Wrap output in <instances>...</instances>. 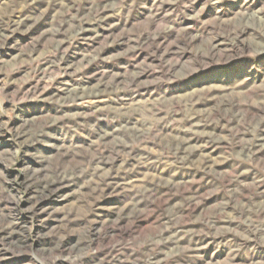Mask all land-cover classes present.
I'll use <instances>...</instances> for the list:
<instances>
[{
    "label": "rangeland",
    "instance_id": "1",
    "mask_svg": "<svg viewBox=\"0 0 264 264\" xmlns=\"http://www.w3.org/2000/svg\"><path fill=\"white\" fill-rule=\"evenodd\" d=\"M0 264H264V0H0Z\"/></svg>",
    "mask_w": 264,
    "mask_h": 264
}]
</instances>
